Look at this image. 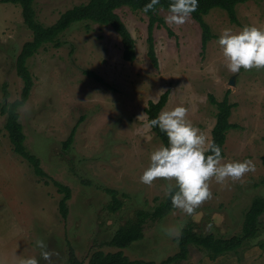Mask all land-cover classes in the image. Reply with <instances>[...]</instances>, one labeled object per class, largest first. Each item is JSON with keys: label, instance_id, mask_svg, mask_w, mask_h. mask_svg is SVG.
Segmentation results:
<instances>
[{"label": "rangeland", "instance_id": "rangeland-1", "mask_svg": "<svg viewBox=\"0 0 264 264\" xmlns=\"http://www.w3.org/2000/svg\"><path fill=\"white\" fill-rule=\"evenodd\" d=\"M87 2L34 0L33 5L37 21L50 26L66 10ZM116 12L135 40L133 62L123 60L121 38L111 26L90 21L74 23L58 36L59 47L45 44L27 60L33 85L18 108L19 122L25 148L39 159L46 176H37L31 164L14 152L0 111V264H15V257H35L39 264H47L40 257L37 239L59 253L52 264H70V254L86 264L95 250L118 251L104 246L105 242L137 211H151L166 198V181L158 179L147 186L139 180L150 154L162 145L146 127L145 108L166 90L168 101L161 111L186 107L187 118L209 138L217 110L208 97L220 101L229 92V102L234 104L229 122L236 127L227 132L222 163L251 160L255 171L242 181H228L227 186L212 180V198L191 216L173 209L159 220L148 218L143 238L123 249V255L130 261L160 264L179 251L177 239L162 229L181 224L183 228L191 224L204 236L240 235L252 200L264 197V69L231 73L217 44L225 28L234 33L244 26L264 29V0L239 3L237 24L223 9H212L204 20L216 38L205 48L197 21L190 16L181 26L169 25L165 22L169 11L159 9L165 26L153 29L157 68L147 56L148 17L128 7ZM21 13L19 4L0 1V109L4 84L9 102L20 98L23 87L16 57L32 39V31ZM87 70L106 84L88 76ZM232 78L234 85L229 84ZM72 130V141L66 146ZM54 182L70 189L66 218L59 211L63 193ZM108 189L118 193L122 204L115 212L108 209L112 202ZM210 256L206 249L191 245L186 260L264 264V214L255 238L235 251Z\"/></svg>", "mask_w": 264, "mask_h": 264}, {"label": "trees", "instance_id": "trees-1", "mask_svg": "<svg viewBox=\"0 0 264 264\" xmlns=\"http://www.w3.org/2000/svg\"><path fill=\"white\" fill-rule=\"evenodd\" d=\"M3 3L19 4L21 6V14L26 27L32 31V39L26 41L16 57V72L23 81V87L20 93V98L9 102L7 85L2 86L3 102L1 105V114L5 115L4 130L7 132L9 141L16 154L26 159L32 166L34 173L37 176H46L45 172L40 166L39 159L28 152L24 145L25 135L22 131V126L19 122L18 108L22 106L28 99L30 90L33 85L32 76L27 67V60L32 57L43 45L53 44L59 47L61 42L58 36L66 29L71 27L74 23L80 21H90L99 25L111 26L115 32L120 36L122 43V58L124 61L133 62L135 55V40L122 21L119 14L116 12L122 7L131 8L134 11L144 13L148 17V34H147V56L152 65L157 68L158 61L154 48V27L165 26L164 20L158 15L159 9L168 10V5L171 0H159L155 5L154 11L147 13L143 12L144 6L151 2V0H88L74 6L63 12L56 22L50 26H43L36 19L34 10V0H0ZM247 0H198V7L196 11L191 13V17L198 22L201 28V43L205 48L207 43L216 38L211 32L209 25L205 22L206 16L212 9H223L230 22L237 24L236 6L239 3H245ZM169 35L172 32L168 31ZM85 73L94 78L95 81L105 83L104 80L95 72L87 70ZM108 86V85H107ZM169 91H164L157 101H148L145 108L147 121L156 118L168 101ZM229 92H226L223 99L218 101L213 95H209L211 104L216 106L215 124L211 129V140L220 147L221 158L224 156V144L226 141L227 132L236 127L235 124L229 122L232 108L234 104L229 102ZM151 130L159 138L163 146H168L167 136L161 132L158 127H153ZM74 130L70 133L64 145L68 146L72 141ZM65 147V146H64ZM66 148V147H65ZM212 154L211 152L206 155ZM262 164L264 167V153L262 155ZM57 191L63 193V197L59 202V211L62 218H66L68 213L67 200L70 198V189L63 186L59 182H54ZM112 196V202L108 205V209L112 212L121 208V202L118 198V193L115 190H106ZM171 198H166L156 205L151 211L139 210L136 212L134 219H130L123 226H120L105 242L104 246L109 248H116L115 252H104L102 250H95L91 252L86 264H154L150 262L130 261L123 255L122 250L127 248L133 242L141 240L144 236V224L148 218L159 220L166 216L173 210ZM264 214V197H256L252 200L248 210L245 213L242 231L240 235L232 236L228 239L216 238L214 235H200L194 231V227L188 224L182 228V234L178 241L179 251L173 256L168 257L160 264H169L174 261L183 260L187 257L188 248L191 245L202 247L206 249L211 257H217L220 254L228 253L237 250L242 244L250 239L255 238L259 233L260 217ZM72 251V250H71ZM70 251V253H72ZM70 264H85L76 258L74 254L69 256Z\"/></svg>", "mask_w": 264, "mask_h": 264}, {"label": "clouds", "instance_id": "clouds-1", "mask_svg": "<svg viewBox=\"0 0 264 264\" xmlns=\"http://www.w3.org/2000/svg\"><path fill=\"white\" fill-rule=\"evenodd\" d=\"M158 3L159 0H151L142 11H154ZM197 7L198 0H171L165 22L181 26L190 19ZM217 44L225 67L231 73H238L241 68L245 71L264 69V29L244 26L234 33L225 28ZM187 117L188 109L176 106L171 110L161 111L156 118L148 120L146 127H158L165 133L168 146L161 145L150 154L149 166L139 180L147 186L158 179L166 181L164 194L171 198L173 208L191 216L212 198V180L224 186H227L228 181H242L246 174L255 171V165L251 160L222 163L220 147L194 127ZM209 152L212 154L206 155ZM182 228L183 224L162 230L169 237L179 239ZM35 243L40 249V257L47 264H52L53 256H59L58 252L48 250L42 239H37ZM15 264H39V261L35 257H15Z\"/></svg>", "mask_w": 264, "mask_h": 264}, {"label": "crops", "instance_id": "crops-1", "mask_svg": "<svg viewBox=\"0 0 264 264\" xmlns=\"http://www.w3.org/2000/svg\"><path fill=\"white\" fill-rule=\"evenodd\" d=\"M211 257V256H210ZM188 257H186L185 259H183V260H180L178 263H175V262H177V261H174V262H171V263H169V264H172V263H174V264H184V263H186V264H196V262H195V260L192 258V259H188V261L186 260ZM211 259H212V257H211ZM211 259H208V260H211ZM134 261H140V260H137V259H135ZM140 262H142V261H140ZM146 262H151V261H146ZM209 263V262H208ZM156 264V263H155Z\"/></svg>", "mask_w": 264, "mask_h": 264}, {"label": "water", "instance_id": "water-1", "mask_svg": "<svg viewBox=\"0 0 264 264\" xmlns=\"http://www.w3.org/2000/svg\"><path fill=\"white\" fill-rule=\"evenodd\" d=\"M229 84H230V85H234V80H233V78L229 81Z\"/></svg>", "mask_w": 264, "mask_h": 264}]
</instances>
